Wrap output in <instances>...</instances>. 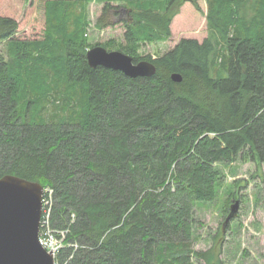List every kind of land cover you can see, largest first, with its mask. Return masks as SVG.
I'll return each instance as SVG.
<instances>
[{
  "label": "trees",
  "instance_id": "1",
  "mask_svg": "<svg viewBox=\"0 0 264 264\" xmlns=\"http://www.w3.org/2000/svg\"><path fill=\"white\" fill-rule=\"evenodd\" d=\"M102 1L98 25L125 9L119 50L155 74L89 66L90 47L115 43H87L85 18L72 20L66 1L48 4L42 41L16 38L18 21L0 15V177L52 189L61 264L206 261L191 247L192 213L215 199L218 164L264 163V0H207L203 41L182 38L155 58L134 44L167 39L181 5L199 10L196 0Z\"/></svg>",
  "mask_w": 264,
  "mask_h": 264
},
{
  "label": "rangeland",
  "instance_id": "2",
  "mask_svg": "<svg viewBox=\"0 0 264 264\" xmlns=\"http://www.w3.org/2000/svg\"><path fill=\"white\" fill-rule=\"evenodd\" d=\"M52 1L60 0H0V15L18 21L16 38L42 41L50 24L47 20L48 4ZM62 1L69 3L72 20L81 15L85 18L87 43H115L108 48L118 51L120 45L127 44L124 36L125 9L121 8L118 15L112 16V25L100 27L97 21L102 14V0ZM196 2L199 10L189 1L181 5L171 20V33L167 39H139L134 44L136 53L155 58L171 50L182 38L203 41L208 32L207 0ZM112 4L117 5L119 1ZM0 54L7 57L6 41H0ZM218 166L222 179L215 199L196 203L192 213L195 225L191 247L194 251H205L210 260L193 256L191 261L193 264H264V163L238 157L233 163ZM235 201L238 203L236 215L224 226L230 206Z\"/></svg>",
  "mask_w": 264,
  "mask_h": 264
},
{
  "label": "water",
  "instance_id": "3",
  "mask_svg": "<svg viewBox=\"0 0 264 264\" xmlns=\"http://www.w3.org/2000/svg\"><path fill=\"white\" fill-rule=\"evenodd\" d=\"M86 59L91 67L118 70L131 78L151 77L156 72L148 60L134 62L130 55L101 45L88 49ZM171 79L180 82L182 76L174 72ZM43 189L40 183L16 175L0 177V264H54L52 253L38 240ZM237 208L235 201L224 226L236 215Z\"/></svg>",
  "mask_w": 264,
  "mask_h": 264
},
{
  "label": "built area",
  "instance_id": "4",
  "mask_svg": "<svg viewBox=\"0 0 264 264\" xmlns=\"http://www.w3.org/2000/svg\"><path fill=\"white\" fill-rule=\"evenodd\" d=\"M52 201V189L44 188L41 198L42 209L38 240L48 252L52 253L54 264H61V261L59 260L57 254L60 249L64 247L65 232L53 230L49 225ZM57 233H59L60 235H58ZM61 235L62 237H59Z\"/></svg>",
  "mask_w": 264,
  "mask_h": 264
}]
</instances>
